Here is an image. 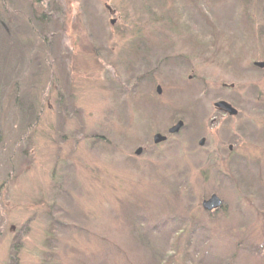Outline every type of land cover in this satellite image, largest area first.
I'll return each instance as SVG.
<instances>
[{"label":"rangeland","instance_id":"374dc122","mask_svg":"<svg viewBox=\"0 0 264 264\" xmlns=\"http://www.w3.org/2000/svg\"><path fill=\"white\" fill-rule=\"evenodd\" d=\"M256 62L264 0H0V264H264Z\"/></svg>","mask_w":264,"mask_h":264},{"label":"flooded vegetation","instance_id":"af4514ba","mask_svg":"<svg viewBox=\"0 0 264 264\" xmlns=\"http://www.w3.org/2000/svg\"><path fill=\"white\" fill-rule=\"evenodd\" d=\"M256 63H258V62H256ZM256 63H254V66H255ZM223 88L226 89V88H233V87H228L227 85H223ZM158 89H160V93H159ZM157 92H158V94H160V95L162 94V88H161L160 86L157 87ZM234 109H235V108H234ZM216 110H217V112L221 115V117H227V118H231V119H232V118H235V117H238V116H239V113H240L239 110L236 109V111L238 112L237 115H235V116H231V115H228V114H226V113L220 111L218 108H216ZM217 120H218V118L213 119V123L216 122ZM180 122L184 123V126L182 127V129H181L178 133H176V134H170L169 131H170L172 128L176 127ZM160 129L163 130V131H160V132H158V133H156V134L153 135V138H152V144H153V145L149 144V145H148V148L154 149V147L156 148V147H158V146H161V145H163V144H165V143L170 142V138H171V137L182 135L183 131L186 129V125H185L184 120H181V119H178V120H177L176 118H174V119H173V122H172L170 125H168V126H166V127L162 126ZM158 134H160V135L166 137V142H165V143L160 144V145H156V144L154 143V137H155L156 135H158ZM202 141H204V145H203V146H200V143H201ZM206 144H207V139H206V138H202V139L199 141V146L202 147V148H204ZM138 150H142L141 155H142L145 151H148V149L145 150L144 148H138L137 150H135V155H136V152H137ZM229 151H230V153H232V152H233V148L230 147V148H229ZM141 155H139V156H141ZM136 156H138V155H136ZM139 156H138V157H139ZM239 160H240V165H241V167H242V170H245V171H246V167H247V166H245V165H246L245 163L247 162V159H245V157H241V158H239ZM213 196H214V195H213ZM216 196H217V195H216ZM217 197H218V196H217ZM218 198H219V197H218ZM219 199L222 201V207H221L220 209L214 210V211H212V212H207V213H209V214H213V215H214V214H217V213L222 212L223 210H225L226 206H225L224 201H223L221 198H219ZM205 201H206V200H205ZM203 203H204V202H203Z\"/></svg>","mask_w":264,"mask_h":264},{"label":"water","instance_id":"95a60500","mask_svg":"<svg viewBox=\"0 0 264 264\" xmlns=\"http://www.w3.org/2000/svg\"><path fill=\"white\" fill-rule=\"evenodd\" d=\"M114 24V23H113ZM255 66L259 69H264V63H256ZM234 87V86H231ZM159 93H160V89H158ZM216 108H218L220 111L231 115V116H235L237 115V111L236 109H234L230 104L226 103V102H220L216 104ZM184 126V123L180 122L176 127L172 128L169 132L170 134H176L178 133L182 127ZM166 142V137L158 134L154 137V143L156 145H160ZM204 145V141H202L200 143V146ZM142 150H138L136 152V155H141ZM222 207V201L216 196H212L209 200L205 201L203 203V208L204 210H206L207 212H212L214 210L220 209Z\"/></svg>","mask_w":264,"mask_h":264},{"label":"trees","instance_id":"16d2710c","mask_svg":"<svg viewBox=\"0 0 264 264\" xmlns=\"http://www.w3.org/2000/svg\"><path fill=\"white\" fill-rule=\"evenodd\" d=\"M204 210V209H203ZM206 213H207V211L206 210H204ZM138 226L140 227V225L138 224ZM135 230L137 231L138 229L137 228H135ZM18 254H19V251H17L16 253H15V255L13 256V259L14 260H18Z\"/></svg>","mask_w":264,"mask_h":264}]
</instances>
